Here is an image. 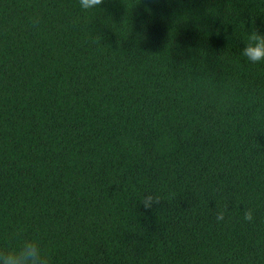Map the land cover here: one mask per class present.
I'll use <instances>...</instances> for the list:
<instances>
[{
  "label": "trees",
  "instance_id": "1",
  "mask_svg": "<svg viewBox=\"0 0 264 264\" xmlns=\"http://www.w3.org/2000/svg\"><path fill=\"white\" fill-rule=\"evenodd\" d=\"M253 29L264 0H0V249L39 237L52 264H264Z\"/></svg>",
  "mask_w": 264,
  "mask_h": 264
},
{
  "label": "clouds",
  "instance_id": "2",
  "mask_svg": "<svg viewBox=\"0 0 264 264\" xmlns=\"http://www.w3.org/2000/svg\"><path fill=\"white\" fill-rule=\"evenodd\" d=\"M81 10L88 12L100 9L104 0H78ZM33 27L40 24L39 17L31 19ZM241 55L251 64H264V33L253 29L251 30L245 42V46L241 50ZM145 208H152L153 205L160 203V198L153 194H148L142 201ZM226 208L219 205L215 211V220L217 223L225 220ZM245 222H253L255 220V211L246 208L243 213ZM0 264H52L50 252L46 251L39 237L24 239L18 248L0 249Z\"/></svg>",
  "mask_w": 264,
  "mask_h": 264
}]
</instances>
